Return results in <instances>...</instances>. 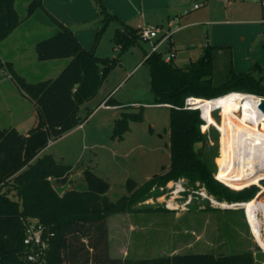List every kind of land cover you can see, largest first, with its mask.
<instances>
[{
  "label": "rangeland",
  "instance_id": "rangeland-1",
  "mask_svg": "<svg viewBox=\"0 0 264 264\" xmlns=\"http://www.w3.org/2000/svg\"><path fill=\"white\" fill-rule=\"evenodd\" d=\"M31 1L15 0L20 22L0 40L1 60L11 62L28 81L56 77L63 62H69V58L42 60L36 48L38 41L61 29L60 23L73 31L82 47L94 49L100 57L117 60L99 92L81 105L83 126L80 124V127L54 139L46 150L74 166L72 181L66 187H87L84 169L89 167L109 183L107 195L114 201L130 193L126 186L128 178L135 179L140 186L153 176L166 173L170 167V107L155 103L153 73L150 60L145 58V52L153 50L165 30L172 36L159 47V52L167 55L169 43L174 41L173 48L177 53L174 62L180 66L201 57L207 45L225 41L215 52L214 80L217 84L225 81L231 67L232 58L227 50L237 52L238 56L240 51L244 53L237 60H243L241 69L245 71L250 69L246 51L249 53L255 49L251 57H261V37L255 38L251 31L260 29L264 0L263 3L262 0H112L110 5L118 9L121 16L103 0L107 11L117 16L110 20H105L99 0H42V4L30 12ZM195 3L200 8H194ZM226 19L230 23L219 24ZM170 21L175 22L171 29ZM124 24L130 30L138 26H160L162 30L159 37L146 40L141 38L138 27L136 33L139 37L122 50L115 34L118 28L125 29ZM181 25L185 27L178 28ZM222 49L225 51L219 54L218 50ZM255 63L252 62L251 67ZM5 74L0 71V77ZM113 90L115 99L128 103L121 106V111L130 114L143 112L144 115L142 121H130V128L119 137L113 136V118L119 115L117 111L102 106L97 108ZM258 96L264 99V96ZM18 98L4 92L5 101L1 100L5 108L8 105L10 108L0 112V129L12 126L19 131L25 129L20 122H15V117L21 121L23 117L17 115V111L22 109L27 115L33 110V104L31 99L23 102ZM196 108L202 117L201 109ZM212 109L211 120L204 127L205 120L201 128L207 137L203 150L214 164L215 177L234 191L255 186L254 196L249 200L229 201L215 197L199 181L191 184L170 180L150 198L135 204L132 210L116 212L108 218L112 257H151L185 252L219 255L251 250L255 264H264V249L255 238L246 209L240 205L253 201L255 197H259V204L264 202V178L259 183L245 182L247 185L241 188L218 178L226 166V154L229 174L238 167L234 160V124L228 118L231 109L222 105H214ZM234 115L240 117V110H235ZM252 201L251 205L256 208L252 213L263 233L264 243V231L259 225L264 218L258 205ZM41 260L44 262L43 257Z\"/></svg>",
  "mask_w": 264,
  "mask_h": 264
},
{
  "label": "trees",
  "instance_id": "trees-1",
  "mask_svg": "<svg viewBox=\"0 0 264 264\" xmlns=\"http://www.w3.org/2000/svg\"><path fill=\"white\" fill-rule=\"evenodd\" d=\"M41 1L32 0L30 12L41 5ZM99 1L105 20L116 16L107 11L103 0ZM19 22L15 0H0V40ZM60 26L55 35L36 44L42 60L70 59L56 77L28 81L11 62L0 58V71L9 74L38 109V120L27 133L13 126L0 129V264H40L30 258V247L24 242L31 219H36L44 228L47 248L42 264H255L251 250L219 255L185 252L112 257L108 218L116 212L132 210L135 204L150 198L170 180L191 184L199 181L220 199L235 202L251 199L257 188L234 191L223 184L215 177L214 164L203 150L207 137L201 126L205 120L204 127L208 124L213 115L212 107L218 104L211 105L208 118L204 119L199 109L188 108L185 102L187 97L215 99L234 91L264 96V66L257 62L246 71H236L231 59L225 81L217 84L214 66L218 46L207 45L201 57L184 67L175 64L174 58L166 61L164 52L153 51L146 59L150 60L153 73L155 103L170 107V167L166 173L155 175L140 186L135 179L128 178L126 186L130 193L114 201L107 195L109 183L89 167L84 169L87 187H66L72 181L70 175L74 166L45 151L51 140L84 122L81 105L99 92L108 72L117 64L115 58L100 57L94 49L82 47L69 27L62 23ZM123 26L125 29L118 28L115 34L122 50L139 37L137 28L130 30ZM104 101L111 105L122 104L112 95ZM143 119V112H122L114 122L113 136H122L130 128V121ZM218 178L237 188L248 182L233 171L229 174L227 154L226 166ZM244 208L255 238L264 249L263 233L252 213L256 208Z\"/></svg>",
  "mask_w": 264,
  "mask_h": 264
},
{
  "label": "bare ground",
  "instance_id": "bare-ground-1",
  "mask_svg": "<svg viewBox=\"0 0 264 264\" xmlns=\"http://www.w3.org/2000/svg\"><path fill=\"white\" fill-rule=\"evenodd\" d=\"M261 100L258 95L239 91L215 99L193 98V104L201 109L204 119L208 118L213 104L231 109L228 118L234 124V160L238 167L233 172L246 181L257 183L264 178V112L259 108ZM235 110H240V117L234 115ZM251 201L240 205L252 206ZM252 203L258 205L264 218V202L259 204V197H255ZM259 225L264 231V219L259 221Z\"/></svg>",
  "mask_w": 264,
  "mask_h": 264
},
{
  "label": "crops",
  "instance_id": "crops-1",
  "mask_svg": "<svg viewBox=\"0 0 264 264\" xmlns=\"http://www.w3.org/2000/svg\"><path fill=\"white\" fill-rule=\"evenodd\" d=\"M106 2H107V4H108V7H110V9H112L114 12H116L115 14H117L118 16H121L120 14H119V11H118V9H116L115 7H112L110 4H112V0H106ZM262 3H263V0H262ZM194 8H200V6L199 7H195L194 6ZM262 15H263V18H262V20L261 21H259V22H261V25L259 26V25H257V26H255V27H260V29H255V30H253V31H251L252 33H253V35H254V37L255 38H259V37H261V51H260V53H261V57H258V58H256V57H251V56H254L253 54H254V52H255V49H253V50H251V52L249 51V53H247V51H246V57H248V59L250 60V63H248V61H247V63L249 64V66H248V68H251V65H252V62H258V63H260L262 66H264V12L262 13ZM228 23H230V20L229 19H226V20H221L220 22H219V24H222V25H224V24H228ZM208 25L210 24L209 22L207 23ZM182 27L181 28H184L185 26L184 25H181ZM139 27V26H138ZM137 27V28H138ZM242 40L243 41H245L246 40V37L243 35V33H242ZM223 42H225V41H222V42H218V43H215L216 45L215 46H218L219 47V49L221 48L220 46H223L225 43H223ZM254 41H252V43H253ZM175 46V43H174V41L172 42V47H174ZM85 49H87V50H89L88 49V47H84ZM174 50L176 51V49L174 48ZM223 51H225V50H218V53L220 54V53H223ZM227 51H229V53H230V55L229 56H231V58H232V66H233V68L236 70V71H245L244 69H241V68H243V66L241 65V64H243V60H237V59H240L243 55H244V53H242L241 51H240V53H241V55L240 56H238L237 55V52H232V50H227ZM145 54H146V52H145ZM176 55H177V53H176ZM251 58H250V57ZM176 57V56H175ZM175 57H174V60H175ZM60 59V58H59ZM66 59V58H65ZM57 61L58 59H50V60H48V61ZM68 60V59H67ZM193 61V60H192ZM238 61H239V63H238ZM68 62V61H67ZM67 63H65V62H63V67H61L62 69L65 67V65H66ZM251 64V65H250ZM178 66H180V65H178ZM241 66V67H240ZM247 66V65H246ZM181 67H184V66H181ZM61 69V70H62ZM60 70V71H61ZM50 76V75H49ZM262 76H263V81H264V72H263V74H262ZM49 78V77H48ZM50 78H52V77H50ZM3 87V89H1L2 91H0L1 93L0 94H3L2 95V97H0V112H2L3 110H7V109H9L10 108V106L8 105V107H6L5 108V105H3L4 103L2 102V100L3 101H5V99H4V92H6V94H11V95H14V97H19L18 98V100L20 101V100H22L23 102L26 100V99H30V98H28L26 95H24L22 92H21V90H20V88H19V86L17 85V83L12 79V77L9 75V74H5V76H3V77H0V88H2ZM5 88V89H4ZM113 92H114V90L113 91H111L100 103H99V105H98V107L97 108H99V107H101V104H102V102H104V100H106L109 96H113L114 97V95H113ZM21 97V98H20ZM2 99V100H1ZM115 99V98H114ZM115 100H117V99H115ZM32 101V104H33V110H30V113L28 114L27 113V115H26V112L24 111V110H22V109H20V110H18L17 111V115H22V117H23V119L21 120V121H19V120H17V118L15 117V119H16V121L15 122H20L19 124H22L23 126H25V129H20V131L21 132H23V133H27L28 131H29V129H31L35 124H36V122H37V120H38V109H37V106H36V104H35V102L33 101V100H31ZM117 101H119V100H117ZM120 103H122V104H120V105H111V104H109V102L107 103L109 106L108 107H103V108H107V109H114V110H116L117 112H116V114H119V115H116L114 118H113V123L115 122V120L121 115V113L123 112V111H121V106H123V105H127L128 103H125V102H123V101H119ZM132 104H136L137 102H131ZM9 111V113H11V110H8ZM1 115V114H0ZM28 116V117H27ZM14 120V119H13ZM1 121V120H0ZM27 124H30V126H32V127H29V125H27ZM32 124V125H31ZM82 126H83V123H82ZM81 126V127H82ZM78 127H80V125L79 126H77L76 128H78ZM76 128H74V129H76ZM73 129V130H74ZM73 130H71V131H73ZM70 132V131H69ZM68 133V132H67ZM66 134V133H65ZM60 138V137H59ZM48 148V147H47ZM47 149H45V151H46ZM70 177H71V180H72V173H71V175H70Z\"/></svg>",
  "mask_w": 264,
  "mask_h": 264
},
{
  "label": "built area",
  "instance_id": "built-area-1",
  "mask_svg": "<svg viewBox=\"0 0 264 264\" xmlns=\"http://www.w3.org/2000/svg\"><path fill=\"white\" fill-rule=\"evenodd\" d=\"M195 7H199L200 5L198 3H195ZM174 21L169 22V29H171L172 25L174 24ZM182 26H179L178 28H181ZM161 27L159 26H139V34L141 38H144L146 40L151 39L153 37H159ZM165 34H162L160 40L157 44L153 46V50L151 52H146L145 58H148L150 54L153 51H159V47L166 42L170 37L172 36V33L168 30L164 31ZM169 52L167 55L164 54V58L166 61H171L176 56V51L172 47V45L169 43ZM193 98L194 97H187L185 105L188 108H196L195 104H193ZM101 106L108 107L106 101L102 102ZM53 141L51 140L49 145ZM43 225L40 224L36 219H31L26 227V236L24 239L25 244L30 247L29 256L31 259L35 261H39L40 264L43 263L41 260V257L44 258V254L47 248V241L44 239L43 236Z\"/></svg>",
  "mask_w": 264,
  "mask_h": 264
},
{
  "label": "water",
  "instance_id": "water-1",
  "mask_svg": "<svg viewBox=\"0 0 264 264\" xmlns=\"http://www.w3.org/2000/svg\"><path fill=\"white\" fill-rule=\"evenodd\" d=\"M259 108L261 109L262 112H264V99L261 100L260 104H259ZM202 117L204 118L203 114H202ZM231 204V203H229ZM238 204V203H236Z\"/></svg>",
  "mask_w": 264,
  "mask_h": 264
}]
</instances>
